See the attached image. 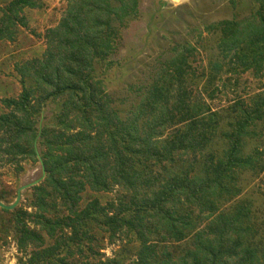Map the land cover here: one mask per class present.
<instances>
[{"label": "trees", "instance_id": "16d2710c", "mask_svg": "<svg viewBox=\"0 0 264 264\" xmlns=\"http://www.w3.org/2000/svg\"><path fill=\"white\" fill-rule=\"evenodd\" d=\"M37 1L10 2L0 21V39H11L14 27L25 26V10ZM136 3L70 0L60 24L48 30L58 46L48 49L42 63L28 67L43 94L32 99L35 90L24 88L18 100L8 102L19 106L22 115H0V145L6 144L13 155L28 153L35 159L36 146L41 147L45 170L44 179L31 189L33 214L20 207L1 209L8 216V231L25 252L30 250L24 264H78L80 258L85 260L81 264H264V243L257 246L255 241L259 227L253 202L237 199L240 175L264 171V150L255 146L245 152L249 141L263 136L264 92L235 101L226 112L228 128L219 130L221 115L208 110L196 116L185 92L170 93L168 102L177 98L171 107L167 101L158 105L166 92L157 85L158 77L140 96L133 121L114 122L94 80L93 64L110 51L114 23L137 13ZM259 19L249 41L242 42L247 50L235 51L234 71L241 75L264 65V14ZM230 33L225 34L228 41ZM184 59L173 69L178 77ZM145 96L149 103L142 102ZM57 98L68 106L65 118H73L61 120L56 130L43 127L39 134L34 115ZM149 108L159 112L152 129L168 130L164 139L138 126ZM217 134L221 150L214 148ZM186 151L191 155L182 158ZM115 187L123 190L116 201L79 206L87 188L111 192ZM30 218L34 228L26 221ZM92 223L110 236L121 231L134 235L139 242L135 259L121 263L103 259L100 252H92L90 260L85 257L80 246Z\"/></svg>", "mask_w": 264, "mask_h": 264}, {"label": "rangeland", "instance_id": "374dc122", "mask_svg": "<svg viewBox=\"0 0 264 264\" xmlns=\"http://www.w3.org/2000/svg\"><path fill=\"white\" fill-rule=\"evenodd\" d=\"M11 1L0 0V21ZM69 1L38 0L34 8L25 10V26L14 27L16 33L11 39H0V115L10 112L22 115L18 110L19 106L9 103L18 100L24 88L35 90L32 99L43 94L44 88L40 86V80L33 78V70L28 67L32 63H42L47 57L48 49L58 46L48 30L55 29L60 24ZM136 2L137 13L120 23H114L116 35L108 42L110 51H106L104 58L95 60L93 64L94 80L101 95L106 96L105 103L114 122L130 124L133 121L140 96L158 77L161 81L157 85L166 89V92L161 93L158 105L164 106L163 101H167L170 93H174L173 90L185 92L195 107L196 116L208 110L221 115L219 130L228 128L229 117L226 112L235 101L247 100L256 93L264 92V65L259 71L251 69L242 75L240 71H234L237 68L235 51L241 48L247 50L244 43L249 41L250 35L260 25L259 15L264 14V0ZM228 31H231L229 41L225 36ZM237 40L241 44L239 47ZM182 56L185 59L178 77L173 69L179 65L178 61ZM146 97L142 98V102L149 103ZM178 98L183 96L180 94ZM176 101L177 98H171L167 101V106L171 107ZM66 110L68 106L64 98L46 101L40 107L39 115H34L38 121L39 134L43 127L47 131L50 128L56 130L60 128L61 120L69 122L73 117L68 115L65 118ZM158 115V111L146 109L138 126L145 129L146 134H153V138L164 139L169 134L166 128L152 129L157 126ZM213 140L217 145L214 148L221 150L222 143L218 134ZM255 146L264 150V132L259 141H249L245 152H250ZM40 150L41 147L36 146L35 159L29 157L28 153L13 155L11 150H7V145L1 143L2 202L13 203L20 187L41 178ZM190 155L191 151L181 152L182 158ZM239 186L241 194L237 199L253 202L254 222L259 227L255 236L258 246L260 241L264 243V171L258 174L242 173ZM32 187L22 191L21 201L17 206L29 214L35 212L31 205ZM122 192L118 187L111 192H93L87 188L81 194L79 206L84 208L93 200L106 206L116 201ZM51 212L57 214L58 208ZM33 220L34 218L26 220L31 228L35 227ZM0 223V264H24L30 250L25 252L8 231V216L1 209ZM99 228L93 223L89 226L88 238L80 246L85 257L90 260L94 257L92 252H100L103 259H115L121 263L135 259L139 242L134 235L121 231L110 236ZM76 248L77 246L74 250ZM76 260L78 264L85 262L83 258Z\"/></svg>", "mask_w": 264, "mask_h": 264}, {"label": "water", "instance_id": "95a60500", "mask_svg": "<svg viewBox=\"0 0 264 264\" xmlns=\"http://www.w3.org/2000/svg\"><path fill=\"white\" fill-rule=\"evenodd\" d=\"M169 1L171 3H175V2H177L179 0H169ZM181 1H183V0H181ZM39 162H40L41 168H42V176H41V178L39 180L33 182L32 184H28V185H25V186L20 187L18 189V191H17L16 199H15V201L13 203L6 204V203H4V202H2L0 200V209H4V210H7V211H13L19 205V203L21 201V193H22V191H24V190H26V189H28V188H30L32 186L38 185L44 179V177H45V170H44L43 163H42V161H41L40 158H39Z\"/></svg>", "mask_w": 264, "mask_h": 264}]
</instances>
